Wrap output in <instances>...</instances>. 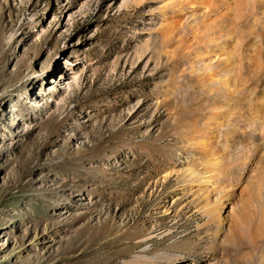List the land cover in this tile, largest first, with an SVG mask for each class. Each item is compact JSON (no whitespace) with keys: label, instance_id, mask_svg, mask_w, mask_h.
Listing matches in <instances>:
<instances>
[{"label":"rangeland","instance_id":"rangeland-1","mask_svg":"<svg viewBox=\"0 0 264 264\" xmlns=\"http://www.w3.org/2000/svg\"><path fill=\"white\" fill-rule=\"evenodd\" d=\"M168 2L0 0V264H257L214 237L189 169L216 126V153L264 169V41L243 38L263 69L242 92L212 96L199 45L165 55L185 21ZM238 2L257 30L264 0Z\"/></svg>","mask_w":264,"mask_h":264},{"label":"bare ground","instance_id":"bare-ground-1","mask_svg":"<svg viewBox=\"0 0 264 264\" xmlns=\"http://www.w3.org/2000/svg\"><path fill=\"white\" fill-rule=\"evenodd\" d=\"M168 1L167 6L175 8L176 16L184 12L185 23L179 25L182 29L178 35L170 42H167L168 39L165 41V47L163 46L166 49L165 55L175 56L185 41L199 45L201 51L198 58L206 60L199 73L210 79L212 84L209 93L212 96L214 94L216 96L226 94L231 98L237 96L245 86L243 76L249 66H253L256 71L263 69L260 51L253 52V62L247 60L245 53L248 51L243 38L250 34L264 41V21L257 15L251 16L252 24L257 25L258 29L249 28L247 32L241 33L245 10L238 0ZM257 4L260 5V0H257ZM172 29L170 26V31H173ZM164 36L169 39L172 37ZM220 127L216 126L214 130L206 132L201 137V146L204 147L208 143L211 147L206 151L203 149L204 171L198 173L189 169L190 181L197 193L202 196L203 204L198 209L206 219L205 224L214 227V237L222 234L227 244L234 248L243 244L251 246L253 257L257 264H261L258 243L264 239V169L259 163L258 152L246 155L243 146L242 153L238 156L231 157L227 148L221 153H216L212 144L215 143ZM227 127L226 129L223 127L225 139L231 136ZM252 132L258 138H263L264 132L260 124H252ZM219 210H223L224 213H220Z\"/></svg>","mask_w":264,"mask_h":264}]
</instances>
